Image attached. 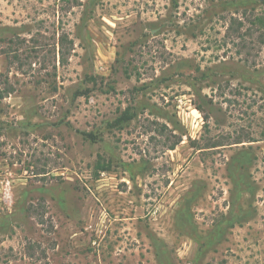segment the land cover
<instances>
[{
  "label": "rangeland",
  "instance_id": "1",
  "mask_svg": "<svg viewBox=\"0 0 264 264\" xmlns=\"http://www.w3.org/2000/svg\"><path fill=\"white\" fill-rule=\"evenodd\" d=\"M263 11L0 0V264H264Z\"/></svg>",
  "mask_w": 264,
  "mask_h": 264
},
{
  "label": "trees",
  "instance_id": "2",
  "mask_svg": "<svg viewBox=\"0 0 264 264\" xmlns=\"http://www.w3.org/2000/svg\"><path fill=\"white\" fill-rule=\"evenodd\" d=\"M242 16L246 19L247 24L242 19H231L226 35L232 36V40H237V45L241 50L247 46H251L249 45L250 39L255 33L257 34L258 43H264V11L259 14L250 13L247 15L246 12H244ZM63 39L64 37L61 35L58 40L60 45H62ZM106 169H108V167H105L102 170Z\"/></svg>",
  "mask_w": 264,
  "mask_h": 264
}]
</instances>
